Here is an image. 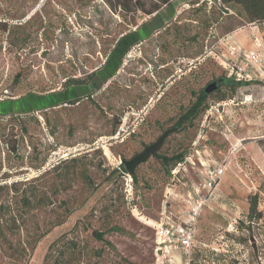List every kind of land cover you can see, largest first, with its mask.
<instances>
[{"label":"rangeland","instance_id":"rangeland-1","mask_svg":"<svg viewBox=\"0 0 264 264\" xmlns=\"http://www.w3.org/2000/svg\"><path fill=\"white\" fill-rule=\"evenodd\" d=\"M224 7L171 0L146 15L106 0H0V264H153L150 222L164 203L180 213L204 171L219 165L224 173L197 218L192 264H264L261 82L242 81L232 92L221 86L194 126L166 138L161 152L187 147L174 177L154 157L137 166L135 184L118 168L207 82L226 77L208 53L219 36L234 28L231 40L244 50L260 37L264 23L246 22L238 4ZM116 44L112 61L125 45L130 59L112 77L108 55ZM184 54L195 63L190 72L178 77L169 64L161 73L158 65ZM97 68L103 83L95 105L85 99L44 109L67 98V79ZM253 201L259 216L249 213Z\"/></svg>","mask_w":264,"mask_h":264},{"label":"built area","instance_id":"built-area-1","mask_svg":"<svg viewBox=\"0 0 264 264\" xmlns=\"http://www.w3.org/2000/svg\"><path fill=\"white\" fill-rule=\"evenodd\" d=\"M208 53L219 60L226 70L227 78L236 82L264 84V42L259 37L254 36L253 46L244 50L231 40L229 33H226L216 39ZM205 54L196 56L195 61H203L207 55ZM182 163L184 162L178 163L171 170V176L176 175ZM224 170L225 166L219 165L204 171V180L189 192L180 213L175 214L171 210V205L167 206L165 203L162 205L159 218L150 222L154 229L153 264H192L198 215L205 203L206 194L212 191ZM202 190H205L204 195H200ZM226 230L228 232L236 230L233 222L227 224Z\"/></svg>","mask_w":264,"mask_h":264},{"label":"trees","instance_id":"trees-1","mask_svg":"<svg viewBox=\"0 0 264 264\" xmlns=\"http://www.w3.org/2000/svg\"><path fill=\"white\" fill-rule=\"evenodd\" d=\"M108 4L116 10L119 8L124 13L128 14H134L137 11H141L146 15H150L158 11L161 7L168 4L170 0H153L146 6L147 2L143 0H106ZM220 2V5L224 7L226 4H238L242 7L244 14L246 16V19L248 23L252 24H259L264 21V0H218ZM225 8V7H224ZM223 14H227L223 10ZM6 24L4 22L0 21V29L6 30ZM234 28H230L227 30L226 33L229 31L231 32ZM224 80L221 86L227 87L228 89L234 91V89L241 85L245 84L242 82H236L230 78H226L224 76H220ZM81 81L73 78L71 79V82L69 83H80ZM208 84V83H207ZM220 86V87H221ZM220 87L216 90H210L206 91L204 87V90H200L198 94H195V99L192 100V102L180 113L179 117V123L177 126V129L174 133L183 131L186 127H192L194 126V118H197L199 115H201L202 112L207 108V98L210 96V94L220 91ZM224 96H218V99H223ZM119 120V119H118ZM118 120L114 121V126L118 124ZM184 123V125H181V123ZM180 147V148H179ZM177 148L178 150H173L171 153L161 152L160 150L154 155V158L158 160V163L160 167L163 169V172L168 176L171 177V170L180 162H184L186 158L187 153V147L184 146L183 143L178 144ZM176 148V149H177ZM118 168H122L123 173H126V169L124 168L123 164L121 163ZM117 172V170H114L113 173ZM133 184H135L136 176L135 173L132 176ZM1 187V186H0ZM250 215H260V213H256V202L253 201V203L250 205ZM115 230H118V227L114 226L112 227ZM104 232L98 231L96 233V237L99 239L103 238Z\"/></svg>","mask_w":264,"mask_h":264},{"label":"flooded vegetation","instance_id":"flooded-vegetation-1","mask_svg":"<svg viewBox=\"0 0 264 264\" xmlns=\"http://www.w3.org/2000/svg\"><path fill=\"white\" fill-rule=\"evenodd\" d=\"M171 1V0H170ZM146 26V25H145ZM144 26H141V28H140V26L139 25H136L135 27H134V29L136 30V28H140L139 30H141L142 28H143ZM137 31H135V33H136ZM161 33V31L160 32H158V35ZM125 35V34H124ZM119 44V43H118ZM118 44H116V45H113V49L111 50V53L108 55V61H109V66H110V68H109V72H110V74H111V76L113 77V76H115V74L116 73H119V71H120V69H122V67H124V65L126 64V60H128V58L130 59V54H128V52H129V49H127L125 46H124V48L121 50V52L118 54V56L112 61V56L114 55V51H115V49H116V47L118 46ZM137 44V43H136ZM167 48H169V47H167ZM168 51V50H167ZM159 55V54H158ZM190 55V54H189ZM192 58H194V57H192ZM141 59H143V57L141 58ZM139 60V59H138ZM186 63V64H185ZM169 64H171V67H172V69L174 68V71H175V73H177V76L179 77L181 74H183V73H186V71L187 72H190L191 71V69H192V67L194 66V64L190 61V56H188V54H187V56H185V54L183 55V57H179V56H173L171 59H170V61L168 62H165V63H161L160 65H158V68L159 69H161V73H165L166 71H168V68L167 67H169ZM186 66V67H185ZM182 68H186V70L183 72L182 71ZM173 73V71L171 72V73H169V75H168V80H171L170 79V77L172 76V77H174L175 76V74H172ZM71 79H73V78H71ZM71 79L69 78V79H67L66 81H65V83H64V87L66 88V89H68L67 90V92H68V95H67V98H64V100L62 99V102L60 103V102H53V103H51L50 105H48V106H46L44 109H48V108H52V107H55V106H57V105H61V104H64V105H75V104H78L81 100H87V102H89L90 104H93V105H95V102H96V100L94 99V94H96V92L98 91V88H99V86H100V84H102L103 82H101V72H100V69H98L97 68V70H92L91 72H89L88 74H86V75H84V76H82V77H80V78H76V79H78V80H80L81 82L80 83H77V84H74V83H69V82H71ZM210 82V81H209ZM209 82H207V83H209ZM207 83L205 84V86L204 87H206V85H207ZM222 85V84H221ZM220 85V86H221ZM219 86V87H220ZM76 87H79V88H81L82 89V92L80 93V94H77V95H69V90L71 89L72 90V88H76ZM204 87H202L201 89L202 90H204ZM218 87V88H219ZM200 89V90H201ZM217 89V88H216ZM216 89H214V90H216ZM164 93V92H163ZM161 95V94H160ZM160 95H158V98L160 99ZM157 98V99H158ZM194 99H195V96H194ZM193 99V100H194ZM95 101V102H94ZM189 105V104H188ZM187 105V106H188ZM186 108V107H185ZM184 108V109H185ZM183 109V110H184ZM180 113H181V111H180ZM180 113H177V116H176V119H175V121L168 127V128H175L176 127V129H177V126H178V124H180L179 123V117H180ZM196 119L197 118H194V120H193V122H194V124H195V121H196ZM184 123L185 122H183V123H181V125H184ZM193 124V125H194ZM176 129H175V131H176ZM165 130V129H164ZM163 130V131H164ZM162 131V132H163ZM175 131H173V132H171L169 135H168V137L171 135V134H173ZM161 132V133H162ZM160 133V134H161ZM159 134V135H160ZM158 135V136H159ZM157 136V137H158ZM156 137V138H157ZM155 138V139H156ZM154 139V140H155ZM153 140V141H154ZM166 140V139H165ZM152 142V141H151ZM150 143V142H149ZM151 157H154V155L153 156H151ZM150 157V158H151ZM148 160V159H147ZM146 160V161H147ZM145 161V162H146ZM142 164V163H141ZM140 165V164H139Z\"/></svg>","mask_w":264,"mask_h":264},{"label":"water","instance_id":"water-1","mask_svg":"<svg viewBox=\"0 0 264 264\" xmlns=\"http://www.w3.org/2000/svg\"><path fill=\"white\" fill-rule=\"evenodd\" d=\"M223 82L224 80L222 78L213 80L206 85L205 90L206 91L214 90L218 88ZM174 129L175 128H167L154 141L146 144L140 151L132 155L130 158L121 159V163L123 164L124 168L126 169L130 177L134 175L135 169L139 164L145 162L147 159L155 155L161 149L165 139L168 137V135L171 132L174 131Z\"/></svg>","mask_w":264,"mask_h":264},{"label":"crops","instance_id":"crops-1","mask_svg":"<svg viewBox=\"0 0 264 264\" xmlns=\"http://www.w3.org/2000/svg\"><path fill=\"white\" fill-rule=\"evenodd\" d=\"M252 24V23H250ZM263 24V23H262ZM253 26H256L257 24H252ZM232 32V31H231ZM231 32H228V33H231ZM254 37V35H253ZM263 42H264V30L262 29V31H260V37H259ZM253 41V39H252ZM242 48V47H241ZM243 49V48H242Z\"/></svg>","mask_w":264,"mask_h":264}]
</instances>
